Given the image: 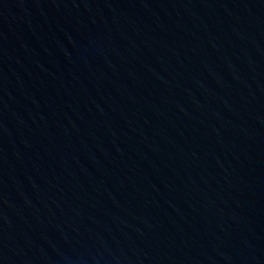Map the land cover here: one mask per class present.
<instances>
[{
	"label": "water",
	"instance_id": "95a60500",
	"mask_svg": "<svg viewBox=\"0 0 264 264\" xmlns=\"http://www.w3.org/2000/svg\"><path fill=\"white\" fill-rule=\"evenodd\" d=\"M0 264H264V0H0Z\"/></svg>",
	"mask_w": 264,
	"mask_h": 264
}]
</instances>
